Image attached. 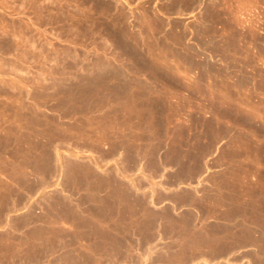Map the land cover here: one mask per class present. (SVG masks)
Listing matches in <instances>:
<instances>
[{"label":"rangeland","instance_id":"rangeland-1","mask_svg":"<svg viewBox=\"0 0 264 264\" xmlns=\"http://www.w3.org/2000/svg\"><path fill=\"white\" fill-rule=\"evenodd\" d=\"M263 82L264 0H0V264H260Z\"/></svg>","mask_w":264,"mask_h":264},{"label":"flooded vegetation","instance_id":"flooded-vegetation-1","mask_svg":"<svg viewBox=\"0 0 264 264\" xmlns=\"http://www.w3.org/2000/svg\"><path fill=\"white\" fill-rule=\"evenodd\" d=\"M96 156H98V155H96ZM127 159L128 158H126V160H124L122 165L120 163L119 167L121 169H122V166H124L126 168H130V166H132V163H133L132 160H130V159L127 160ZM163 163H165V162L164 161H159L158 166L162 168L163 167ZM146 166L147 165H145L144 167H146ZM169 171H170V173L165 178H166V181H170V182L171 181H175L176 179L180 180V176H181V174H183V171L179 170L177 164L173 165ZM144 174H146V173H144ZM140 181L142 182V180H140ZM126 183L128 184V187H130V182L128 180H126ZM169 195H170L171 198L176 199V200H179V199L184 197V195L175 194V192H170ZM166 204L171 205V203L167 202V201H166ZM186 209L187 208H185V210Z\"/></svg>","mask_w":264,"mask_h":264},{"label":"bare ground","instance_id":"bare-ground-1","mask_svg":"<svg viewBox=\"0 0 264 264\" xmlns=\"http://www.w3.org/2000/svg\"><path fill=\"white\" fill-rule=\"evenodd\" d=\"M176 1H177V0H176ZM122 21H123V20H122ZM124 24H125V23H124ZM122 25H123V24H122ZM236 25H237V24H236ZM247 30H248V29H247ZM113 32H114V31H113ZM248 32H249V31H248ZM114 33H115V32H114ZM115 34H116V33H115ZM117 34H118V33H117ZM119 35H120V34H119ZM123 35H124V34H123ZM129 36H130V35H129ZM115 38H116V37H115ZM120 39H121V38H120ZM114 40H115V39H113V41H114ZM117 41L119 42V40H117ZM117 41H116V42H117ZM114 42H115V41H114ZM118 42H117V43H118ZM176 42H177V41H176ZM178 42H179V41H178ZM114 44H116V43H114ZM119 44H120V43H119ZM103 46H104V45H103ZM153 46H154V45H153ZM116 48H118V46H116ZM121 48L124 49L122 44H121ZM125 48H126V47H125ZM128 48H129V47H128ZM113 49H114V48H113ZM118 49H120V48H118ZM122 49H121V50H122ZM114 50H115V49H114ZM164 50H165V48H164ZM168 50H169V49H168ZM124 51H125V49H124ZM166 51H167V50H166ZM74 52H75V51H74ZM114 52H115V51H114ZM118 52H119V51H118ZM229 52H230V51H229ZM135 54H136V53H135ZM178 54H179V53H178ZM232 54H233V53H232ZM106 55H107V54H106ZM115 55H116V54H115ZM167 55H168V54H167ZM179 55H180V54H179ZM179 55H177V56H179ZM177 56H176V57H177ZM180 56H181V55H180ZM180 56H179V57H180ZM190 56H191V55H190ZM113 57H114V56H113ZM184 57L187 58L186 55H185ZM76 58H77V57H76ZM180 58H181V57H180ZM185 58H181V59L184 61V62L182 61V63H185V65H186V63H187V62H190V61H188V60L185 59ZM190 58H191V57H190ZM178 59H179V58L177 57V60H178ZM184 59H185V60H184ZM189 60H191V59H189ZM192 60H193V59H192ZM192 60H191V61H192ZM101 61H102V60H101ZM101 61H99V62L101 63ZM105 61H106V60H105ZM107 61H108V60H107ZM180 61H181V60H180ZM185 61H186V62H185ZM163 62H164V61H163ZM262 62H263V61H262ZM108 63H109V62H108ZM108 63H107V64H108ZM182 63H181V64H182ZM104 64H106V62H104ZM104 64H102V65H103V66H107V65H104ZM188 64H191V62L188 63ZM188 64H187V66H188ZM191 65H192V64H191ZM110 66H111V65H110ZM239 66H240V65H239ZM111 67H112V66H111ZM114 67H115V66H114ZM188 67H189V66H188ZM99 68H100V67H99ZM70 69H71V68H70ZM102 70H103V69H102ZM106 70H107V69H106ZM112 70H113V69H112ZM116 70H117V69H116ZM118 71H119V70H118ZM110 72H112V71H110ZM108 73H109V72H108ZM85 74H86V73H85ZM110 74H111V73H110ZM114 74H115V72H114ZM116 74L118 75L117 72H116ZM113 76H114V75H113ZM116 78H117V77H116ZM115 80H116V79H115ZM245 80H246V79H245ZM83 81H84V80H83ZM86 81H87V80H86ZM241 83H242V82H241ZM263 83H264V82H263ZM235 85H236V84H235ZM238 88H239V87H238ZM247 98H248V97H247ZM244 103H245V102H244ZM246 110H247V109H246ZM253 114H254V113H253ZM254 116H255V115H254ZM254 116H253V117H254ZM256 116H258V115H256ZM259 116H260V115H259ZM263 116H264V115H263ZM263 116H262V117H263ZM248 117H249V116H248ZM263 118H264V117H263ZM242 119H243V118H242ZM241 123H242V122H241ZM249 125H250V124H249ZM240 127H241V126H240ZM259 130H260V129H259ZM261 130H262V129H261ZM249 136L252 137L251 135H249ZM260 139H261V137H260ZM255 142H256V141H255ZM257 142H258V141H257ZM259 150H260V148H259ZM255 155H256V154H255ZM259 155H260V154H259ZM31 157H32V156H31ZM253 157H254V156H253ZM37 158H38V157H37ZM249 158H250V157H249ZM244 159H245V158H244ZM256 159H257V158H256ZM47 161H48V160H47ZM256 161H257V160H256ZM254 162H255V161H254ZM257 162H258V161H257ZM252 164H253V163H252ZM255 165H256V164H255ZM259 165H260V164H259ZM44 170H45V169H44ZM42 173H43V172H42ZM39 176H40V175H39ZM45 177H46V176H45ZM41 180H43V179H41ZM41 180H40V181H41ZM257 182H258V181H257ZM257 182H256V183H257ZM260 184H261V183H260ZM263 186H264V185H263ZM28 187H29V186H28ZM10 194H11V193H10ZM258 195H259V194H258ZM260 196H261V195H260ZM19 199H20V198H19ZM13 201H14V200H13ZM259 202H260V201H259ZM7 203H8V202H7ZM14 203H15V202H14ZM14 203H13V204H14ZM13 204L10 205V206H11V207L14 206ZM260 204H261V203H260ZM48 205H49V204H48ZM77 205H78V204H77ZM256 205H257V204H256ZM258 205H259V204H258ZM245 206H246V205H245ZM251 207H252V206H251ZM75 208H76V207H75ZM49 209H50V208H49ZM63 209H64V208H63ZM72 209H73V208H72ZM257 209H258V208H257ZM257 209H256V211H257ZM260 209H261V208H260ZM242 210H243V209H242ZM49 211H51V210H49ZM72 211H73V210H72ZM78 211H79V210H78ZM249 211H250V210H249ZM259 211H260V210H259ZM261 212H263V211H261ZM261 212H260V215H259L260 218H259L256 214H255V215L258 217L259 221H262V222H263V221H264V220H262L263 218L261 219V216H262L263 214H261ZM70 213H71V212H70ZM74 213H75V212H74ZM68 214H69V213H68ZM71 214H72V213H71ZM239 214H240V213H239ZM80 215H81V214H80ZM244 215H245V214H244ZM237 217H238V216H237ZM246 217H247V216H246ZM262 217H263V216H262ZM33 219H34V218H33ZM260 219H261V220H260ZM26 220H27V219H26ZM28 220H29V219H28ZM69 220H70V219H69ZM71 221H72V220H71ZM250 221H251V220H250ZM256 221H257V220H256ZM259 221H258V222H259ZM44 222H45V221H44ZM238 222H239V221H238ZM45 223H46V222H45ZM71 223H72V222H71ZM73 223H74V222H73ZM250 223H251V222H250ZM22 224H23V223H22ZM41 224H42V223H41ZM51 224H52V223H51ZM260 224H261V223H259V225H260ZM261 225H262V224H261ZM38 226H39V225H38ZM86 226H87V225H86ZM249 226H250V224H249ZM92 228H93V227H92ZM244 228H245V227H244ZM248 228H249V227H248ZM257 229H259V228H257ZM260 229H261V228H260ZM261 230H262V229H261ZM41 232H42V231H41ZM7 233H8V232H7ZM262 233H264L263 230H262ZM78 235H79V234H78ZM257 235H258V234H257ZM259 236H261V235H259ZM263 236H264V235H263ZM259 238H260V240H262V237H259ZM256 240H257V239H256ZM263 241H264V240H263ZM261 242H262V241H261ZM260 244H261V243H260ZM260 244H259V245H260ZM262 244H263V242H262ZM260 246H261V245H260ZM262 247H263V246H262ZM259 248H260V247H259ZM263 248H264V247H263ZM263 248H262V250H263ZM260 249H261V248H260ZM262 250H261V252H262ZM263 251H264V250H263ZM263 254H264V252H263L260 256H262ZM258 259H260V261H261L260 264H264V258H263V259L258 258Z\"/></svg>","mask_w":264,"mask_h":264}]
</instances>
